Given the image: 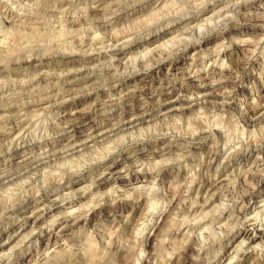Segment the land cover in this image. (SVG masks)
<instances>
[{"label":"clouds","instance_id":"9594fccd","mask_svg":"<svg viewBox=\"0 0 264 264\" xmlns=\"http://www.w3.org/2000/svg\"><path fill=\"white\" fill-rule=\"evenodd\" d=\"M0 264H264V0H0Z\"/></svg>","mask_w":264,"mask_h":264}]
</instances>
